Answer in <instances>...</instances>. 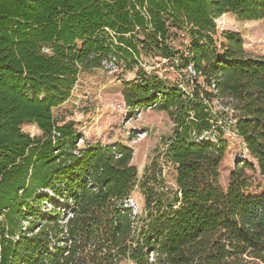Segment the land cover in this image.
Wrapping results in <instances>:
<instances>
[{"label": "trees", "instance_id": "obj_1", "mask_svg": "<svg viewBox=\"0 0 264 264\" xmlns=\"http://www.w3.org/2000/svg\"><path fill=\"white\" fill-rule=\"evenodd\" d=\"M225 13L263 19L264 0H0V264H264V188L250 190L252 164L235 167L226 189L218 182L226 130L264 176V56L219 31ZM141 58L169 61L185 86ZM109 61L135 65L122 81L127 107L171 116L163 156L173 187L155 161L138 180L129 146L77 148L74 122L54 120L78 74ZM136 188L141 213L127 202Z\"/></svg>", "mask_w": 264, "mask_h": 264}, {"label": "rangeland", "instance_id": "obj_2", "mask_svg": "<svg viewBox=\"0 0 264 264\" xmlns=\"http://www.w3.org/2000/svg\"><path fill=\"white\" fill-rule=\"evenodd\" d=\"M219 31L237 32L242 38V48L249 57L264 56V18L245 20L231 13H225L215 19ZM183 38L182 34L180 35ZM181 38L174 41L180 47ZM139 63L150 73L167 79L170 83L185 86L181 74L172 64L162 58H141ZM190 73V71L188 70ZM136 76V68L127 67L123 61L104 62L102 68L81 71L70 97L52 110L54 120L59 124L74 122L78 137L77 148H87L100 143L102 145L124 144L132 149L131 164L137 169L138 180L153 161L162 167V177L168 187L174 186V170L164 159L167 141L172 135L174 123L167 111L155 107L129 108L121 94L122 81ZM188 78V76H185ZM199 78V82H201ZM213 109L223 111L231 116L233 111L219 99L213 100ZM226 121L229 122L228 119ZM22 130L30 136L38 137L41 131L34 123H24ZM226 150L219 165L218 182L223 189L227 188L230 173L244 161L252 164L245 173L251 177V191L264 188V176L259 172L256 160L248 153L242 138L226 130L224 134ZM256 187V185H258ZM55 199V198H53ZM58 204L63 202L58 201ZM133 213L144 209L143 198L136 188L127 200ZM47 207H54L50 201Z\"/></svg>", "mask_w": 264, "mask_h": 264}, {"label": "built area", "instance_id": "obj_3", "mask_svg": "<svg viewBox=\"0 0 264 264\" xmlns=\"http://www.w3.org/2000/svg\"><path fill=\"white\" fill-rule=\"evenodd\" d=\"M43 51H48L46 48H43Z\"/></svg>", "mask_w": 264, "mask_h": 264}]
</instances>
